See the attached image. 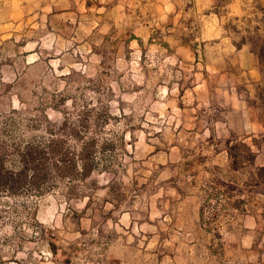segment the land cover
Segmentation results:
<instances>
[{
    "label": "rangeland",
    "instance_id": "374dc122",
    "mask_svg": "<svg viewBox=\"0 0 264 264\" xmlns=\"http://www.w3.org/2000/svg\"><path fill=\"white\" fill-rule=\"evenodd\" d=\"M243 46L264 0H0V162L45 163L0 190V264H264Z\"/></svg>",
    "mask_w": 264,
    "mask_h": 264
},
{
    "label": "trees",
    "instance_id": "16d2710c",
    "mask_svg": "<svg viewBox=\"0 0 264 264\" xmlns=\"http://www.w3.org/2000/svg\"><path fill=\"white\" fill-rule=\"evenodd\" d=\"M259 54L261 58H264V46L261 47V49L259 50ZM246 147L248 149V155L250 157V161L254 163L256 155L249 146H246ZM229 149H230L231 155L232 153L234 154V152H232V148L230 147ZM35 153H41V151H37V150L28 151L27 149L22 153V156H21L22 164L18 172H14L10 169H7L4 166V164L0 162V190L13 191V189L16 186H19V185L21 186L25 184L27 182L28 172L33 171V173L35 174V178L37 177L40 178V172L42 173L43 170L45 171V165H44L45 163L43 164L42 167L40 164H36V159H35L36 157L33 156ZM237 155L235 154V159H234L235 163L237 162V158H238ZM30 164H32L33 166H31ZM257 169H258V172L259 171L264 172V166L258 167Z\"/></svg>",
    "mask_w": 264,
    "mask_h": 264
},
{
    "label": "crops",
    "instance_id": "0c3cea01",
    "mask_svg": "<svg viewBox=\"0 0 264 264\" xmlns=\"http://www.w3.org/2000/svg\"><path fill=\"white\" fill-rule=\"evenodd\" d=\"M236 49V48H235ZM237 53L245 58L243 73L249 77V80L259 82L264 79V58L256 51H252L249 47H241L236 49Z\"/></svg>",
    "mask_w": 264,
    "mask_h": 264
}]
</instances>
